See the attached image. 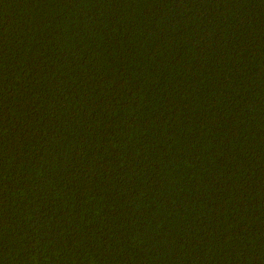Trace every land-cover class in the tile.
<instances>
[{"label": "trees", "instance_id": "obj_1", "mask_svg": "<svg viewBox=\"0 0 264 264\" xmlns=\"http://www.w3.org/2000/svg\"><path fill=\"white\" fill-rule=\"evenodd\" d=\"M0 264H264V0H0Z\"/></svg>", "mask_w": 264, "mask_h": 264}]
</instances>
